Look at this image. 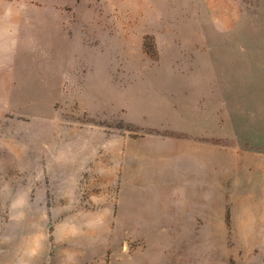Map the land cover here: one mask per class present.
<instances>
[{
  "label": "rangeland",
  "instance_id": "1",
  "mask_svg": "<svg viewBox=\"0 0 264 264\" xmlns=\"http://www.w3.org/2000/svg\"><path fill=\"white\" fill-rule=\"evenodd\" d=\"M216 119L248 187L141 224L123 152ZM0 264H264V0H0Z\"/></svg>",
  "mask_w": 264,
  "mask_h": 264
},
{
  "label": "crops",
  "instance_id": "2",
  "mask_svg": "<svg viewBox=\"0 0 264 264\" xmlns=\"http://www.w3.org/2000/svg\"><path fill=\"white\" fill-rule=\"evenodd\" d=\"M217 131L209 133L202 131L201 140L188 144L190 151L177 152L174 149L172 158H161L157 154L155 136L145 135L137 141V153L123 152V160L133 164L132 176L136 177L132 184H137L139 192H170L172 203L152 200L143 203L141 195V224L156 223L157 218H192L193 211L189 209L191 201L200 202L201 216L203 207L208 208L211 200L210 193H217V207H226L225 196L219 193H235L239 184L249 185L251 163L247 155L234 150H226L221 145H210V139L225 138L221 130L220 119H216ZM144 123L141 121V127ZM204 127V126H202ZM179 143H184L182 140ZM128 148V147H126ZM169 162V168L165 163ZM242 171H245L244 173ZM124 175V171H123ZM125 176V175H124ZM136 188H133L134 190ZM200 193V195H199ZM152 198V197H150ZM234 201V200H233ZM163 204V205H162ZM235 207L237 204L230 203ZM177 222L178 220H172ZM193 220H183L192 222ZM195 222H204L197 220Z\"/></svg>",
  "mask_w": 264,
  "mask_h": 264
}]
</instances>
